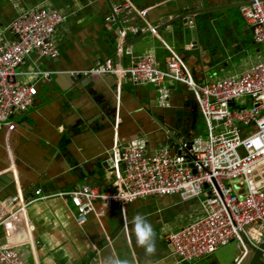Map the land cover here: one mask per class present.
I'll return each mask as SVG.
<instances>
[{"label":"crops","instance_id":"1","mask_svg":"<svg viewBox=\"0 0 264 264\" xmlns=\"http://www.w3.org/2000/svg\"><path fill=\"white\" fill-rule=\"evenodd\" d=\"M247 1L226 2L230 6ZM110 2L116 5L122 0ZM132 2L143 11L145 23L139 22L140 25L149 24L155 29L162 27V19L172 20L192 4L200 3L204 9H211L222 0ZM37 6L57 10L65 16L55 34L60 56L51 60L31 55L17 69V79L21 82L29 80L28 73L35 70H88L107 59L127 69L132 66L134 58L152 51L156 53L160 66L164 67L169 55L164 44L180 55L190 68L194 81L200 85L241 74L251 65L264 61V44L255 42L252 26L240 12L242 6L203 14L197 17L194 27L187 29L181 20L161 29L155 37L140 39L145 33L132 35L129 40L134 44L128 46L132 51L129 55L126 49H120L119 37L106 21L110 13L107 0H0V44L15 41L10 30L12 23ZM85 83L57 98L71 86L69 74L54 75L50 82H39L34 106L22 115L14 116L11 120L15 123L0 134V175L14 173L19 191L17 196L27 202L28 219L34 226L33 246L20 248L25 264H186L174 254L166 236L202 215L197 199L183 201L179 196L150 197L127 205L125 215L113 205L106 217H90L85 225L80 226L76 221L77 210L64 194L74 187L72 185L86 184V177L73 181L77 177L75 170H71L74 179L67 175L69 162L63 157L66 142L72 140L66 135L76 129L82 117L88 120L112 110V115H117V131L123 141L144 137L149 142L150 151L168 147L175 152L181 140L202 137L197 132L198 122L203 125V121L207 131L193 92L183 84L169 82L170 97L167 105L162 106L156 86L135 85L130 78L119 86L112 76L93 78ZM207 134L208 131L203 137L207 138ZM70 149L81 158L110 156L111 129L106 126L83 134L78 131ZM15 155L26 161L20 166L24 181L28 180L24 188L19 186ZM31 161L37 165L33 168L38 171L42 167L40 173L45 169L51 176L40 179L37 186L31 181L37 180L40 174L32 168L27 169ZM94 174L99 176L101 173L97 170ZM110 175L108 171L95 180L97 184L104 182L100 189H113L114 179ZM17 208L18 204L12 203L11 198L0 199V221ZM137 215L145 217L153 227V254H146L145 248L137 244L133 223ZM2 239L0 229V244ZM191 264L222 263L213 254Z\"/></svg>","mask_w":264,"mask_h":264},{"label":"built area","instance_id":"2","mask_svg":"<svg viewBox=\"0 0 264 264\" xmlns=\"http://www.w3.org/2000/svg\"><path fill=\"white\" fill-rule=\"evenodd\" d=\"M247 2L240 12L252 26L255 42L264 44V0ZM122 3L121 9L127 10L125 18H130L122 24L119 46L132 55L127 38L155 29L149 24L140 25L145 23L143 11L132 0ZM114 12L118 14L119 10L115 8ZM112 20V15L106 18L108 23ZM64 21L59 11L37 6L12 23L15 41L0 44V134L15 123L11 120L14 116L34 106L38 83L50 82L54 75L67 73L83 80L112 76L118 86L130 78L135 85L156 86L162 106L170 97L169 82L183 84L195 96L207 124V138L183 139L175 152L168 147L150 151L146 138L123 141L116 130L107 160L115 192L83 184L72 185L64 195L76 208L80 226L90 217H106L113 205L125 215L127 205L150 197L197 199L202 215L166 236L174 254L181 262L191 264L237 241L240 255L236 264H242L247 254L243 237L252 249H257L264 239V61L241 74L200 85L180 55L164 44L169 52L164 67L152 51L134 58L127 69L107 59L88 70H35L28 73L29 80L18 81L17 69L31 55L59 58L55 34ZM187 26L194 27V21ZM245 98L252 100L251 108L238 104ZM11 201L18 208L0 221V264H25L20 248L33 246L34 226L28 219L27 202L21 196Z\"/></svg>","mask_w":264,"mask_h":264},{"label":"water","instance_id":"3","mask_svg":"<svg viewBox=\"0 0 264 264\" xmlns=\"http://www.w3.org/2000/svg\"><path fill=\"white\" fill-rule=\"evenodd\" d=\"M227 0H222L221 4L217 5L214 8L211 9H204L202 7V5L200 3L192 4L191 6L187 7L184 10V13L172 20L168 19V18H164L162 19L163 21V25L160 28H155V31H149L147 33L144 34V36H142L140 39H145L149 36H156L155 33L159 32L161 29L165 28V27H169L171 26L173 23L175 22H179V21H183L185 28H190L187 26V23L190 21H194V23L196 22V20L198 21L199 16H203V14H207L209 12H214L217 10H226V9H231V8H236L239 6H243L245 4H247L248 2L244 3V4H235V5H227ZM108 4H109V15L107 17H109L110 15L113 16V20L109 22V26H111L112 30L114 32H116L115 36H119V32L122 28V24L127 23V21H129V18H125V14L127 13L126 9H121V5H123L122 2L113 5V3L110 2V0H107ZM219 6V8H218ZM115 8H117L119 10L118 14H116ZM253 31V28H252ZM139 39V40H140ZM134 44V42H131L129 40V38H127L126 40V45L130 46ZM100 61V60H99ZM72 80V84L71 86L66 90H63V92L61 94L58 95L57 98L63 97L65 96L68 92L74 90L79 84L82 85L83 83L86 84L85 82L90 81L91 79H87L85 82L83 81L82 78H75V77H71ZM83 86V85H82ZM114 107H116L114 105ZM114 109V108H113ZM113 110L109 113H99L97 116L94 117H90L88 120H86L85 118H81V123L76 127V129H73L72 133H68L66 136L72 138V140H69L66 142L67 147H66V153L64 155L63 158L68 160V164H69V169L66 170V172L68 173L67 175L71 178L74 179V175L72 173L71 170H75V173L77 175L76 179L73 180L75 182L80 181V179L84 176L86 177L85 182L86 184H89L93 187H102L104 182H99V184L95 183V180L99 179L101 175H106L108 173V164H107V160L109 159L108 155H97V156H86V157H78L76 155L73 154V152H71L70 148L73 144V140L78 136V131L83 133H88L90 131H95L97 129H100L102 127H106L109 126L111 127V138H112V146L114 143V139H115V135H116V130H117V123H116V118L117 115H112ZM116 113V110H115ZM98 120H101V122H98ZM56 152H59V148L56 149ZM69 155H72L69 156ZM14 163L16 166V171L18 173V179H19V186L20 188H24V186L26 185V183H28V180L23 179V175H22V169L20 168V166L22 167L23 165L26 164V161H23L22 159L18 158L16 155L14 156ZM51 160V159H49ZM32 166V167H31ZM33 166H37L33 163V161H31L30 166L27 167V169L32 168V170L34 172H36V174H40L39 177L33 179V181H31V183L35 186L38 185L39 180L42 178H50V174L48 173L47 170L43 169V171L40 173V168L39 167L38 171L33 168ZM83 169V171L81 170ZM99 170L100 171V175L97 176L94 174L95 171ZM28 171V170H27ZM110 178L114 179V175L109 171ZM17 182L15 179V175L13 172H7L4 173L2 175H0V199L2 198H13L15 196H17V194L19 193L18 188H17ZM104 189V187L102 188ZM23 191V190H22ZM113 192H115V190H112ZM243 241L244 243H246V250H247V254H246V258L243 261L242 264H264V260H263V255H264V239L263 242L259 245V247L257 249H252V247L248 244V241L246 238L243 237Z\"/></svg>","mask_w":264,"mask_h":264},{"label":"rangeland","instance_id":"4","mask_svg":"<svg viewBox=\"0 0 264 264\" xmlns=\"http://www.w3.org/2000/svg\"><path fill=\"white\" fill-rule=\"evenodd\" d=\"M238 104L242 106L246 105L247 108H251L253 105L252 100L250 98H245L243 100H240L238 101ZM199 123L200 122L197 123V132H199L200 135L203 137L207 131H206L203 121H202L203 125ZM250 130L252 132L254 130V127H251ZM203 138H206V136ZM205 198L206 196L203 195L202 199H205ZM215 254L217 258H219L222 264H234L235 258L240 255L239 242L237 241L231 242L230 244L219 248Z\"/></svg>","mask_w":264,"mask_h":264},{"label":"clouds","instance_id":"5","mask_svg":"<svg viewBox=\"0 0 264 264\" xmlns=\"http://www.w3.org/2000/svg\"><path fill=\"white\" fill-rule=\"evenodd\" d=\"M133 223L137 244L145 248L146 254H153L155 252V232L152 225L140 215L133 218Z\"/></svg>","mask_w":264,"mask_h":264}]
</instances>
